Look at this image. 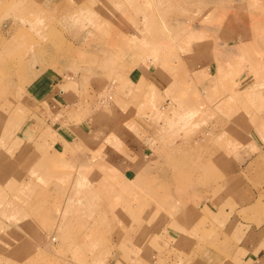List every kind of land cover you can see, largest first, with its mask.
I'll return each mask as SVG.
<instances>
[{"label":"rangeland","instance_id":"rangeland-1","mask_svg":"<svg viewBox=\"0 0 264 264\" xmlns=\"http://www.w3.org/2000/svg\"><path fill=\"white\" fill-rule=\"evenodd\" d=\"M39 2L0 0V128L15 116L9 96L28 104L29 90L47 84L63 99L45 107L48 123L74 131L82 148L0 206V264H110L113 257L150 264L152 256L159 264L168 231L182 232L183 216L196 221L227 181L213 134L195 124L200 110L185 124L172 103L141 94L128 78L174 71L188 92L204 93L201 65L214 49L263 40L264 0H135L113 6L111 20L102 0H83L81 10L60 17ZM214 87L208 103L218 95L221 112L232 87ZM125 169L130 180L122 183Z\"/></svg>","mask_w":264,"mask_h":264},{"label":"crops","instance_id":"crops-1","mask_svg":"<svg viewBox=\"0 0 264 264\" xmlns=\"http://www.w3.org/2000/svg\"><path fill=\"white\" fill-rule=\"evenodd\" d=\"M81 1L41 0L39 3L48 16L60 17L81 10L86 4ZM129 1L136 4L135 0H102L105 20H111L116 13L113 6L121 7ZM201 69L207 75L204 84L208 86L204 93L199 87L190 88L188 92V81L185 86L175 82L174 71L173 75L165 72L167 76L151 73L146 76L139 72L128 78L129 83L133 82L132 88L141 86V94L152 91L163 103H172L185 124H192L191 118L196 115L193 110H200V120L195 124L213 134L217 142L215 160L228 182L222 187L221 199L216 204L209 201L200 210L198 223L194 219L189 225L188 216H183V231H168L167 251L161 253L157 261L159 264H264V38L257 43L249 36L241 42L221 45L214 49L209 63L201 65ZM224 84L232 87V94L230 100H226L227 108L220 112L217 111L218 95L216 104H209L207 95L216 93L214 86ZM43 85L36 86L35 91L29 90L28 104L9 96L13 102L10 112L15 116L10 117L11 127L0 128V206L22 189L35 187L34 174L43 175L48 166L62 163L66 153L77 154L82 148L81 143L75 142L74 131L60 122L48 123L45 107L63 99L53 90L46 91L47 84ZM174 98L179 103L173 102ZM180 103L188 108V113L177 108ZM38 104L41 105L39 110L36 109ZM24 110L23 116L17 114ZM128 180L125 169L121 181ZM14 211V206L7 210ZM204 219H208L207 223ZM141 244L138 248L143 250ZM127 256V261H139V256L136 259ZM143 256L144 261L147 258ZM114 258L110 264L125 261ZM152 259L150 264H155L153 256Z\"/></svg>","mask_w":264,"mask_h":264},{"label":"bare ground","instance_id":"bare-ground-1","mask_svg":"<svg viewBox=\"0 0 264 264\" xmlns=\"http://www.w3.org/2000/svg\"><path fill=\"white\" fill-rule=\"evenodd\" d=\"M104 100V99H103ZM101 101V100H100Z\"/></svg>","mask_w":264,"mask_h":264}]
</instances>
